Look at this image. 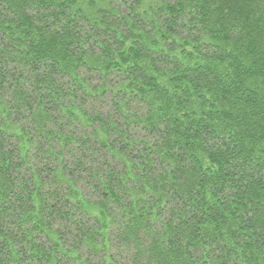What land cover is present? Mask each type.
Here are the masks:
<instances>
[{
    "label": "trees",
    "instance_id": "16d2710c",
    "mask_svg": "<svg viewBox=\"0 0 264 264\" xmlns=\"http://www.w3.org/2000/svg\"><path fill=\"white\" fill-rule=\"evenodd\" d=\"M0 264H264V0H0Z\"/></svg>",
    "mask_w": 264,
    "mask_h": 264
}]
</instances>
